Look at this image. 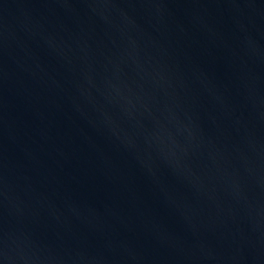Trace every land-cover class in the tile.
I'll list each match as a JSON object with an SVG mask.
<instances>
[{
	"label": "water",
	"instance_id": "water-1",
	"mask_svg": "<svg viewBox=\"0 0 264 264\" xmlns=\"http://www.w3.org/2000/svg\"><path fill=\"white\" fill-rule=\"evenodd\" d=\"M0 264H264V0H0Z\"/></svg>",
	"mask_w": 264,
	"mask_h": 264
}]
</instances>
